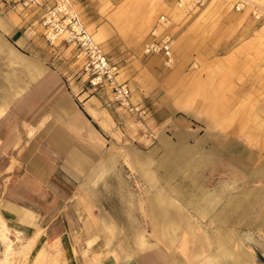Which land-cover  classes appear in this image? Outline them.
I'll use <instances>...</instances> for the list:
<instances>
[{
	"label": "rangeland",
	"instance_id": "1",
	"mask_svg": "<svg viewBox=\"0 0 264 264\" xmlns=\"http://www.w3.org/2000/svg\"><path fill=\"white\" fill-rule=\"evenodd\" d=\"M72 2L145 112L104 102L115 120L86 130L100 154L79 189L89 220L79 256L70 234L36 241L38 230L7 224L0 176V264H264V0L183 10L179 0ZM39 10L0 0V20ZM155 24L171 37L169 65L143 53ZM47 45L78 82L72 46ZM156 194L174 210L176 230H162Z\"/></svg>",
	"mask_w": 264,
	"mask_h": 264
},
{
	"label": "crops",
	"instance_id": "2",
	"mask_svg": "<svg viewBox=\"0 0 264 264\" xmlns=\"http://www.w3.org/2000/svg\"><path fill=\"white\" fill-rule=\"evenodd\" d=\"M41 11H10L0 20V176L7 181L1 213L18 232L38 230L36 241L70 234L79 256L89 237L79 189L100 154L86 130L91 120L105 127L115 119L101 95L72 82L71 64L53 57L40 35ZM154 197L162 230L179 228L174 210Z\"/></svg>",
	"mask_w": 264,
	"mask_h": 264
},
{
	"label": "built area",
	"instance_id": "3",
	"mask_svg": "<svg viewBox=\"0 0 264 264\" xmlns=\"http://www.w3.org/2000/svg\"><path fill=\"white\" fill-rule=\"evenodd\" d=\"M203 0H196L200 5ZM23 5L38 6L42 11L39 23L44 40L53 46L71 45V58L77 65V77L108 104L115 103L118 110L142 117L143 105L133 100L128 82L119 80L118 65L108 56L99 41L93 38L86 22L79 15L72 0H21ZM171 37L158 30L155 24L143 44V53L158 54L165 64L172 61Z\"/></svg>",
	"mask_w": 264,
	"mask_h": 264
},
{
	"label": "bare ground",
	"instance_id": "4",
	"mask_svg": "<svg viewBox=\"0 0 264 264\" xmlns=\"http://www.w3.org/2000/svg\"><path fill=\"white\" fill-rule=\"evenodd\" d=\"M195 1L196 0H179V2H178V5H180L179 7L181 8V10H183L184 9V6H182V5H185V4H187L186 6L187 7H189V6H193V5H195ZM208 2V0H203V2L201 3V5L203 4V5H205L206 3ZM186 10V9H185ZM158 27L159 28H161V26L160 25H158ZM160 31V30H159ZM93 36V35H92ZM93 38H94V36H93ZM95 39V38H94ZM96 40V39H95ZM236 213V212H235ZM243 215H245V212H244V214ZM144 236L143 235H141V238H143ZM142 240V239H141ZM143 241V240H142ZM220 244L221 245H224L225 244V242H220ZM246 259V258H245Z\"/></svg>",
	"mask_w": 264,
	"mask_h": 264
}]
</instances>
